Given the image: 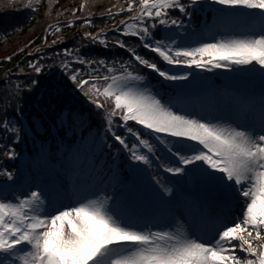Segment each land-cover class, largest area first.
<instances>
[{
	"label": "snow or ice",
	"instance_id": "obj_1",
	"mask_svg": "<svg viewBox=\"0 0 264 264\" xmlns=\"http://www.w3.org/2000/svg\"><path fill=\"white\" fill-rule=\"evenodd\" d=\"M34 2L39 0H28L27 6L31 8ZM211 2L222 6L216 9L218 20L208 29L213 35L195 45L185 43L186 36L181 33L186 32L185 22L173 18L171 10L178 9L191 24L195 8L202 6L200 0H126L125 5L113 6L115 14L111 8L107 12L110 18L131 14L114 30L135 42L124 38L111 41L124 49L129 59L109 62L81 58L78 52L74 55L65 50L73 61L62 60L59 67L90 105L103 110L104 129L92 133L88 109L65 113L58 125L47 130L54 143L40 144L41 160L47 162L54 155L63 158L64 187L71 203H60L39 186L9 198L3 193L17 173L0 163V177L5 182L0 186V264H264V0ZM232 25L238 30H228ZM84 35L104 47L109 45L103 30ZM141 48L154 58L141 54ZM161 61L189 69L258 74L262 85L258 112L249 103L245 122L236 124L182 113L186 94L166 99L146 86V76L137 70L143 66L163 81L195 78L191 71L172 73ZM73 62L87 65L91 71L85 73L82 67H73ZM28 67L36 74L45 70L39 62H29ZM39 83L31 78L16 84L4 101L0 131L6 143L0 144V157L5 160L19 155L12 145L21 142L24 132L25 108L20 101ZM9 107L20 114L15 122L7 118ZM129 122L153 133L183 138V142L157 136L158 144H154ZM65 129L73 136L79 130V142H68ZM31 130L38 135L40 126L33 124ZM98 149L110 150L117 157L126 151L132 161L148 168L155 164L173 177L196 181L214 189L216 196L194 210L178 211L164 227H157L163 222L160 217L139 216L123 208L114 194L97 188L103 182L102 169L95 163ZM152 179L162 198L173 197L168 182L158 175ZM112 180L117 177L113 175ZM241 200L239 216L232 215V202Z\"/></svg>",
	"mask_w": 264,
	"mask_h": 264
},
{
	"label": "trees",
	"instance_id": "obj_2",
	"mask_svg": "<svg viewBox=\"0 0 264 264\" xmlns=\"http://www.w3.org/2000/svg\"><path fill=\"white\" fill-rule=\"evenodd\" d=\"M125 3L126 0H61L58 7L54 10H50V8L42 9L36 16L35 22L31 23L33 25L31 33L38 32V34H26L27 31L21 34H0V52L3 53L0 56V118L5 116L4 101L15 91L14 86L34 78L40 82L39 85L27 95L25 98L26 102L21 100L20 103L25 108L23 115L30 120L31 124L40 125L38 134L40 139L51 138L47 134V130L50 128L44 116L46 114L48 116L54 115L55 117L52 120L58 125V113L65 107L70 109L69 114L88 109L91 114L89 124L91 125V130L101 128L103 131L104 113L96 109L95 106L90 105V102L83 98L81 93H77L76 97L80 99H76L69 92V87L74 86L71 81L66 79L67 74L59 67V64L60 61L65 59L73 61L72 56L66 55V49L74 55L78 52L81 58L106 59L109 62L129 59L123 49H117L111 43V41L121 38L119 35L108 34L110 52L105 51L101 44L88 39L84 35L88 32L93 33L104 28H110L112 20L117 21L119 17L114 15L111 20L107 19L104 22L95 21L90 26L83 25L82 34L76 33L81 29V26L72 29L63 28L53 34L41 33L47 24L52 23L50 21L71 19L68 15L73 12L80 14L85 10H92L94 11L92 16L96 17L107 14V10L111 8L115 14L116 9L113 6L117 4L125 5ZM30 36L32 37L30 38ZM54 41L55 43H53ZM9 56L12 57L11 60L7 59ZM29 62H39L45 66V70L36 74L28 67ZM73 67H82L85 73L91 71V68L87 65L81 66L75 62H73ZM20 69H24V71L21 72ZM137 70L142 75L147 74V72H143L138 67ZM40 93L43 94V98L38 101L37 96ZM36 104L39 105V108L36 107ZM15 116H17L16 113L14 114L13 109L9 107L7 109V118L15 122ZM4 136L5 134L0 131V144L6 143ZM12 146L18 148L17 144ZM17 151L19 153L18 149ZM19 155L16 158V164H18ZM0 163L11 171L16 169V166L10 160H5L3 157H0ZM1 180H4V178L1 177Z\"/></svg>",
	"mask_w": 264,
	"mask_h": 264
},
{
	"label": "rangeland",
	"instance_id": "obj_3",
	"mask_svg": "<svg viewBox=\"0 0 264 264\" xmlns=\"http://www.w3.org/2000/svg\"><path fill=\"white\" fill-rule=\"evenodd\" d=\"M32 36H30V38H31ZM3 53H1L0 52V56L2 55ZM229 73H230V71H229ZM236 115H238V112H237V110L233 107V110H225L224 108H223V112H217V113H215L214 114V116H212V117H210V116H201L200 118H205V119H208V120H212L213 122H220V123H224V124H228V123H231V124H236V123H244V122H242L241 120H239L238 118H237V116ZM167 176H168V179L169 180H178V182H180V183H182V193H183V195L181 196V197H178L177 195H174L173 197H171V198H169V199H164V198H162L163 200V202L165 203V205L167 206H169V207H171L172 208V210H173V212L176 214L178 211L175 209V207H174V200L175 201H180V200H182V199H184V197H185V195L187 194V191L189 190V189H191V190H196V189H198L200 186H201V184L200 183H198V182H196V181H192V180H185V179H181V178H179V177H173L171 174H168L167 173ZM17 178V177H16ZM163 178H165V177H163ZM164 181V179H162V182ZM13 184V181H12V183H10V186ZM9 190V189H8ZM155 190L158 192V193H160V191H159V189H158V187L156 186V188H155ZM96 192V191H95ZM92 194V193H91ZM91 194H89V195H91ZM67 203H71V200L70 199H67L66 201H65V204H67Z\"/></svg>",
	"mask_w": 264,
	"mask_h": 264
}]
</instances>
